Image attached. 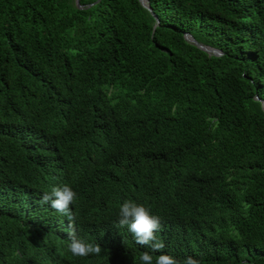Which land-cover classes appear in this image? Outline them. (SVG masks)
I'll return each instance as SVG.
<instances>
[{"label":"trees","instance_id":"trees-1","mask_svg":"<svg viewBox=\"0 0 264 264\" xmlns=\"http://www.w3.org/2000/svg\"><path fill=\"white\" fill-rule=\"evenodd\" d=\"M79 2L0 0V264L45 248L33 197L63 150L99 196L88 215L143 203L163 252L264 264V0ZM97 243L98 256L38 260L139 264L151 251L121 233Z\"/></svg>","mask_w":264,"mask_h":264},{"label":"clouds","instance_id":"clouds-1","mask_svg":"<svg viewBox=\"0 0 264 264\" xmlns=\"http://www.w3.org/2000/svg\"><path fill=\"white\" fill-rule=\"evenodd\" d=\"M59 158L60 160L55 162L53 172L50 173L49 182L33 197L34 205H46L42 211L39 244L45 248L40 251L39 247L37 248L35 254L37 256L31 259V264H42L38 256L46 250L56 255L71 253L75 257L98 256L102 247L97 243V236L102 233L106 235L121 233L126 238L136 241L138 245L151 249L139 255V264H201L195 257L188 256L179 260L162 251L165 248L164 242L160 240L163 222L143 203L124 200L119 206L116 219L103 220L88 215L86 209L84 210V204L86 202H89V206L96 204L99 196L84 193L80 181L77 184L78 180L68 173L67 167L71 165L66 158V150L62 151ZM153 253L159 254L154 256ZM50 262H53L52 259Z\"/></svg>","mask_w":264,"mask_h":264},{"label":"water","instance_id":"water-1","mask_svg":"<svg viewBox=\"0 0 264 264\" xmlns=\"http://www.w3.org/2000/svg\"><path fill=\"white\" fill-rule=\"evenodd\" d=\"M142 4L148 8V9H151V7L149 6L147 0H141ZM76 4L81 7V4L79 2V0H76ZM186 39L189 40L190 42L196 44L198 47H200L201 49L207 51L208 53L212 54H216V55H219L221 54V51L216 49V48H213V47H210V46H207V45H204L200 42H198L194 37H192L190 34H186ZM263 107H264V104H263Z\"/></svg>","mask_w":264,"mask_h":264}]
</instances>
